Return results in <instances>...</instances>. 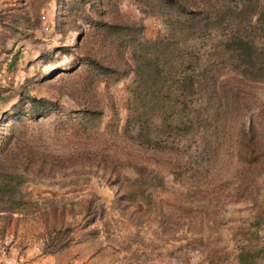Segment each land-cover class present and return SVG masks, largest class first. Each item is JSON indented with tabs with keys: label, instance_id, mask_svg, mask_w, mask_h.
<instances>
[{
	"label": "trees",
	"instance_id": "trees-1",
	"mask_svg": "<svg viewBox=\"0 0 264 264\" xmlns=\"http://www.w3.org/2000/svg\"><path fill=\"white\" fill-rule=\"evenodd\" d=\"M147 3L175 13L167 14L164 29L151 38H145L143 24L120 12L118 0H18L0 6L3 228L16 213L37 206L25 190L29 183L78 192L94 185L83 200L64 194L46 200L44 254L63 249L77 230L108 237L111 225L138 228L140 217L128 211L135 203L154 212L164 235L167 228L175 235L181 227L170 229L172 223L182 221L183 227L197 213L191 208L182 217L175 204L161 201L160 194L176 191L170 190L171 178L187 191L188 206H206L208 225L222 222L227 208L249 202L255 210L247 242L221 262L264 264V200L257 183L264 174V107L253 95L264 83V0ZM84 23L91 32L80 33ZM214 35L213 48L196 53L195 46ZM52 60L62 65L45 76H59L44 86L65 96L71 110L34 92L32 84L42 81ZM121 82L123 125L110 91ZM50 111L58 115L46 129L39 120ZM229 133L233 138L221 150L220 140ZM224 153H231L232 170L211 182Z\"/></svg>",
	"mask_w": 264,
	"mask_h": 264
},
{
	"label": "rangeland",
	"instance_id": "rangeland-1",
	"mask_svg": "<svg viewBox=\"0 0 264 264\" xmlns=\"http://www.w3.org/2000/svg\"><path fill=\"white\" fill-rule=\"evenodd\" d=\"M138 1L136 4L132 0H118L121 13L128 15L133 23L138 22L144 25L145 38L154 37L158 31L164 29L163 22H168L169 17H175V13L161 11L154 8L151 3H147L152 0ZM17 2L18 0H0V6H13ZM80 31L82 34L91 32L86 23L82 24ZM216 35L203 43L199 42L194 48L196 53L197 51L207 53L211 50L218 39ZM52 41L51 45H54L55 39H52ZM73 41V39L68 41V44H72ZM24 43L21 41L18 45ZM179 46L182 47L181 44ZM188 49H190V46ZM148 50L155 51L152 47H148ZM160 51L156 50L155 54L158 55ZM61 65L62 63L57 60L49 61L48 67L44 71L42 70V81L33 83L32 86H35L34 92L37 96L52 100L57 99L64 109L71 110L73 104L64 98L65 96L61 99L56 91L44 86L51 77L59 76L57 72L52 73V76H45V74ZM38 67L41 72L40 66ZM77 67L79 70L81 61H79ZM125 83L121 82L110 88L119 105L121 125L124 124L126 117L124 106ZM103 91L104 84H101L99 92L102 94ZM253 95L264 107V83L255 86ZM1 109H4L2 105ZM57 115V112L50 111L48 116L40 118L39 121L44 124L45 128L49 129ZM101 129H103V126ZM231 134L229 133V137L226 139L220 140L221 150L226 148L229 143L228 139L231 140ZM230 155L231 153L222 154L221 160L217 162L218 170L213 176H210L211 178H208L209 181L213 182L212 178L220 180L226 176L225 174L228 171L232 170L231 163L229 164ZM167 180L169 181L170 190L176 191H168L159 195L165 206L175 204L181 211L182 217H185L191 208L197 213V216L192 220H186L183 227L182 221L172 223L170 229L176 228L175 223L178 227H181L178 228L177 234L171 235L167 228L164 235L154 212L147 209L144 203H135L129 207L128 211L137 212L140 217L138 228L121 222L118 228L111 225L108 237L104 232L97 236H89L77 230L73 234L72 241L53 254L42 252L49 233L42 216L44 209L48 208L46 200L54 197L60 198V195L63 194L72 198L78 196L80 200H83L88 197V192L95 187L94 185L93 187H84L81 188V192H78L75 188L60 189L30 183L25 185V190L31 193L30 197L37 203V206L27 213H16L9 225L4 228L3 221H0V264H236L235 260L224 262H221V260H223L224 255H231L230 252L235 253L238 244L240 246L246 244L252 230L250 221L255 208L249 202L246 205L245 203H239L224 210L225 219L217 226L208 225L206 224L207 216L204 214L206 206L199 203L194 204L192 207L188 206L183 201L187 191L171 183V178H167ZM257 183L261 188L260 201L262 202L264 200V174L257 178ZM113 191H106V195H111ZM103 199L109 206L110 202L106 196ZM136 231L140 232L138 236L135 239L130 238Z\"/></svg>",
	"mask_w": 264,
	"mask_h": 264
}]
</instances>
